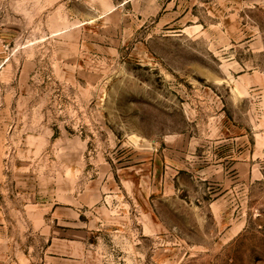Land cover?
Returning <instances> with one entry per match:
<instances>
[{"label":"rangeland","instance_id":"374dc122","mask_svg":"<svg viewBox=\"0 0 264 264\" xmlns=\"http://www.w3.org/2000/svg\"><path fill=\"white\" fill-rule=\"evenodd\" d=\"M0 264H264V0H0Z\"/></svg>","mask_w":264,"mask_h":264},{"label":"crops","instance_id":"0c3cea01","mask_svg":"<svg viewBox=\"0 0 264 264\" xmlns=\"http://www.w3.org/2000/svg\"><path fill=\"white\" fill-rule=\"evenodd\" d=\"M78 214V213H77ZM79 215V214H78Z\"/></svg>","mask_w":264,"mask_h":264}]
</instances>
